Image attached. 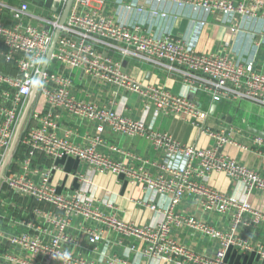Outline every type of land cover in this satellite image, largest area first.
<instances>
[{"label":"built area","instance_id":"obj_1","mask_svg":"<svg viewBox=\"0 0 264 264\" xmlns=\"http://www.w3.org/2000/svg\"><path fill=\"white\" fill-rule=\"evenodd\" d=\"M90 1L73 0L65 22L59 24L61 12L47 8L36 12L26 1L0 0V163L6 157L38 78L36 104L44 106L30 112L29 122L18 138V148L1 179L0 264H136L130 259L134 251L173 264H226L229 248L241 252L256 250L264 258L263 245L255 248L247 239L237 236L241 224L264 223V174L222 151L227 145H238L244 150L249 146L235 142L232 127L208 125L210 113L189 98L193 93L216 104L249 101L264 107V69L257 66L256 57L199 52L196 40L189 35L172 36L166 31L143 34L139 31L143 24H129L125 19L93 12L88 7ZM65 2L52 0V7L56 3L63 7ZM130 3L138 10L151 9L160 17L175 11L176 4L178 8L190 5L203 14L218 10L229 25L238 16L263 22L258 30L264 31L262 0H131ZM57 28L55 48L43 69ZM236 28L231 26L230 30L234 32ZM253 30L258 32L256 26ZM134 60L175 78L185 91L174 93L166 86L132 76L124 61ZM75 72L107 86L110 100L97 104L79 98ZM130 95L143 104L138 119L126 113ZM61 112L93 123L95 133L88 145H75L59 134ZM148 113L152 118L176 117L197 130L198 137H207L209 143L201 146L181 142L169 131L147 125ZM107 128L145 138L158 152V159L136 157L140 166L128 171L95 146L100 144V135ZM254 147L264 157L262 138L255 137L251 148ZM63 157H74L96 173L124 174L131 183L141 182L149 191L170 194L167 205L159 209L160 219L134 224L106 215L93 201L94 193L83 179L70 194L58 193L50 179L57 169L56 159ZM151 167L156 168L155 176L148 171ZM212 172L235 181L240 186V195L204 184L202 179ZM185 197L196 200L207 213L228 214L227 227H217L177 211ZM141 203L149 206L145 201ZM103 205L112 208L114 200L105 198ZM246 213L251 215L249 222L245 220ZM75 218L90 222L84 230L94 250L106 228L132 242L120 256L94 259L76 254L72 250L76 241L69 233ZM172 229L199 233L214 240L216 248L211 254L196 252L171 237ZM65 250L69 257L57 258Z\"/></svg>","mask_w":264,"mask_h":264},{"label":"crops","instance_id":"obj_2","mask_svg":"<svg viewBox=\"0 0 264 264\" xmlns=\"http://www.w3.org/2000/svg\"><path fill=\"white\" fill-rule=\"evenodd\" d=\"M20 1L25 0H18L17 2ZM200 1L202 0H195V2ZM8 2L10 3V1ZM130 2L131 0H107L104 3H99L92 0L89 2L88 7L91 11L98 12L100 15H113L120 20L125 19L129 24H143L139 30L143 34H160L166 31L165 34L172 36L189 35L191 39L194 38L196 40V50L199 52L216 51L232 57L247 59L256 57L257 66L260 69H264V31L258 30V26L261 29L263 22H251L243 17L236 16L229 25L218 10L203 14L195 11L190 5L178 8L177 4L173 8L178 12L177 14L175 11L167 12L166 17H160V15L154 14L148 8L138 10ZM59 6L61 7L60 10H58ZM63 7L60 3H56L55 11L62 12ZM43 8L46 9V7H42L41 10ZM31 10L35 11L33 7H31ZM34 23L37 24V22ZM231 26H237L234 32L230 30ZM254 26L257 27V33L253 30ZM254 49H256L255 52H253ZM124 66L132 76L139 80L158 83L166 86L174 93L181 90L185 91L181 88L178 80L166 76L164 73L157 72L149 64L134 60L131 62L124 61ZM74 83L76 85V95L79 98L97 104H103L110 100V91L107 86L92 82L79 72L74 74ZM36 95L29 106L23 130L29 122L30 112L38 106L36 104ZM191 99L198 102L199 106L209 113L212 110L208 125L232 127V136L235 142L249 146L247 150H244L238 145H227L223 147L222 151L226 155L239 160L247 167L264 174V157L258 154L255 147L251 148L256 134L248 129L255 128L264 132V107L249 101L220 102L216 104L212 103L204 95L195 94H193ZM27 102H29V98ZM213 106H215L214 109H212ZM25 107L26 105L22 110V114ZM43 107H37V109ZM127 108L126 113L129 116L136 119L141 117L143 104L135 95L128 97ZM146 116L145 122L147 125L155 129L169 131L174 138L181 142L197 143L201 146L209 143L207 137H198L197 130L176 117L158 115L152 118L151 113ZM58 131L60 135L66 136L70 142L78 146L88 145L95 133L92 122L71 116L66 112L60 113ZM100 137L102 141L100 144L95 145L96 148L105 156L121 162L128 171L135 170V168L140 166L136 157H146L149 160H157L159 157L158 152L152 147L150 142L140 136H127L107 128ZM17 148L18 140L12 155ZM56 166L57 169L53 171L50 180L58 193L70 194L80 186L83 179L86 181V185L90 187L91 192L94 193L93 201H95L99 210L106 215H113L126 223L145 224L151 220L160 219L159 209H164L170 196V194L160 195L157 192L149 191L141 182L131 183L124 174L96 173L74 157L56 159ZM148 171L153 176L157 174L155 167H151ZM202 180L204 184L218 191L235 196L241 193L240 186L222 173L212 172ZM105 198L114 200L112 208H107L103 205ZM143 201L147 202L149 206L141 203ZM254 202L260 203V200L254 199ZM151 205L156 208L151 209ZM176 210L221 228H226L229 223L228 214L207 213L202 210L196 200L190 197H185L179 206L176 207ZM249 219H251V215L246 213L245 220L249 222ZM70 224L69 233L76 241V245L72 247V250L74 253L81 254L87 258L97 259L112 255L120 256L124 252L125 247L132 242V239L123 237L119 232L106 228L103 230L102 238L94 250L84 230L85 227L90 225V222H85L82 218H75ZM170 235L175 240L199 253L211 254L216 248L214 240L194 231L172 229ZM237 236L247 239L255 248L261 245L264 246V223L256 225L252 223L248 225L241 224L238 227ZM130 259L136 264H173L163 259L143 257L139 251L132 252ZM225 262L226 264H264V258H261L256 250L241 252L236 248H229L225 255Z\"/></svg>","mask_w":264,"mask_h":264},{"label":"water","instance_id":"obj_3","mask_svg":"<svg viewBox=\"0 0 264 264\" xmlns=\"http://www.w3.org/2000/svg\"><path fill=\"white\" fill-rule=\"evenodd\" d=\"M262 1H264V0H262ZM72 3H73V0H66V2L64 4V7L62 9L61 15H60L59 24H63L65 22ZM52 10L55 11V6L52 8ZM58 36H59V28H57L55 30L54 34H53L50 47H49V49L47 51V54H46V57H45V61H44V64H43V69L46 67L47 62L50 59V56H51V54H52V52H53V50L55 48V44H56V40H57ZM38 82H39V78L37 79L36 84H35V86L33 88V91L31 93V95L29 96V102H27L28 104H26V107H25V109L23 111V114L21 115V117L19 119V123L17 124L16 130H15L11 145H10V147L8 149L7 154H6V157L2 161V165L0 167V181H1L2 177H3L2 173H4L5 167L8 164V162L10 160V157H11L13 151H14L15 144H16L18 138H19V135H20V129H21L22 124H23V122H24V120H25V118L27 116L29 106H30L32 100L34 99V96L36 95ZM192 97H193V93H190L189 94V98L191 99ZM196 103H197V105H199L198 102H196ZM214 107L215 106H213L212 109H214ZM210 113H212V110L210 111ZM248 129H249L250 132L256 134V136H258L260 138H264V132L263 131L257 130L255 128H248Z\"/></svg>","mask_w":264,"mask_h":264},{"label":"trees","instance_id":"obj_4","mask_svg":"<svg viewBox=\"0 0 264 264\" xmlns=\"http://www.w3.org/2000/svg\"><path fill=\"white\" fill-rule=\"evenodd\" d=\"M29 4L34 8L35 11H40L42 7H46L47 11L52 10L51 9L52 0H33ZM60 9H61V7L59 6L58 10H60Z\"/></svg>","mask_w":264,"mask_h":264},{"label":"rangeland","instance_id":"obj_5","mask_svg":"<svg viewBox=\"0 0 264 264\" xmlns=\"http://www.w3.org/2000/svg\"><path fill=\"white\" fill-rule=\"evenodd\" d=\"M6 1H10V2H17L18 0H6ZM25 1H28L29 3H31L33 0H25ZM32 7V6H31ZM26 119L27 118H25V120H24V122H23V124H22V127H21V129H20V133L22 132V130H23V128H24V125H25V121H26ZM18 123H19V121H18ZM16 146H17V142H16V144H15ZM1 165H2V162L0 163V167H1ZM3 174V173H2ZM1 182V181H0Z\"/></svg>","mask_w":264,"mask_h":264},{"label":"clouds","instance_id":"obj_6","mask_svg":"<svg viewBox=\"0 0 264 264\" xmlns=\"http://www.w3.org/2000/svg\"><path fill=\"white\" fill-rule=\"evenodd\" d=\"M69 253L65 250L62 254H58L57 258H63V259H67L69 257Z\"/></svg>","mask_w":264,"mask_h":264}]
</instances>
